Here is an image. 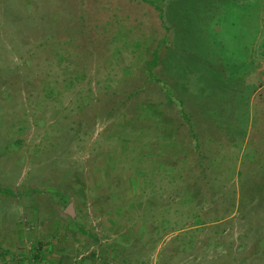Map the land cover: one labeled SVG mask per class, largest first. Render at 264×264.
<instances>
[{
  "label": "rangeland",
  "instance_id": "374dc122",
  "mask_svg": "<svg viewBox=\"0 0 264 264\" xmlns=\"http://www.w3.org/2000/svg\"><path fill=\"white\" fill-rule=\"evenodd\" d=\"M0 264H264V0H0Z\"/></svg>",
  "mask_w": 264,
  "mask_h": 264
},
{
  "label": "water",
  "instance_id": "95a60500",
  "mask_svg": "<svg viewBox=\"0 0 264 264\" xmlns=\"http://www.w3.org/2000/svg\"><path fill=\"white\" fill-rule=\"evenodd\" d=\"M67 214H69L70 216H74V209H73V205L70 204L66 210Z\"/></svg>",
  "mask_w": 264,
  "mask_h": 264
}]
</instances>
